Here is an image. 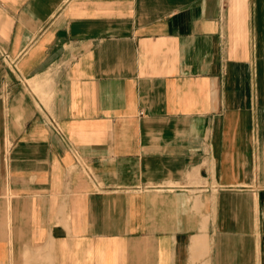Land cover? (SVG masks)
<instances>
[{"label": "crops", "instance_id": "1", "mask_svg": "<svg viewBox=\"0 0 264 264\" xmlns=\"http://www.w3.org/2000/svg\"><path fill=\"white\" fill-rule=\"evenodd\" d=\"M0 264H264V0H0Z\"/></svg>", "mask_w": 264, "mask_h": 264}, {"label": "built area", "instance_id": "2", "mask_svg": "<svg viewBox=\"0 0 264 264\" xmlns=\"http://www.w3.org/2000/svg\"><path fill=\"white\" fill-rule=\"evenodd\" d=\"M1 56L4 60L8 61L7 54L3 51ZM48 125L55 131L57 134H61V129L59 128L57 122L53 118H48Z\"/></svg>", "mask_w": 264, "mask_h": 264}]
</instances>
